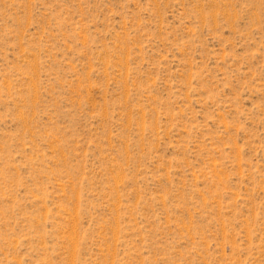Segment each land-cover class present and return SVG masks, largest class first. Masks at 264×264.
<instances>
[{"label": "rangeland", "instance_id": "1", "mask_svg": "<svg viewBox=\"0 0 264 264\" xmlns=\"http://www.w3.org/2000/svg\"><path fill=\"white\" fill-rule=\"evenodd\" d=\"M0 264H264V0H0Z\"/></svg>", "mask_w": 264, "mask_h": 264}]
</instances>
